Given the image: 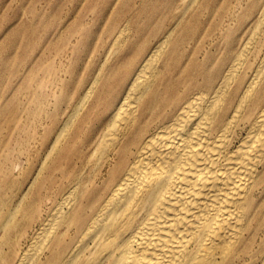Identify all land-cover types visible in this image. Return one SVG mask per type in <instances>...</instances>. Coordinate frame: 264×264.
<instances>
[{
	"label": "rangeland",
	"instance_id": "1",
	"mask_svg": "<svg viewBox=\"0 0 264 264\" xmlns=\"http://www.w3.org/2000/svg\"><path fill=\"white\" fill-rule=\"evenodd\" d=\"M259 5L257 0H0V264H17L70 189L76 187L67 208L69 216L76 214L74 222L90 212L84 208L108 187L116 164L97 161L95 141L140 61L167 36L159 66L169 65L175 80L191 79L187 86L178 84V91L193 88L197 78L217 83L237 56L236 80L249 81L264 54ZM121 30L126 42L119 46ZM93 83L72 129L51 154L61 125ZM66 241L65 235L48 256ZM262 244L264 227L254 250Z\"/></svg>",
	"mask_w": 264,
	"mask_h": 264
},
{
	"label": "bare ground",
	"instance_id": "2",
	"mask_svg": "<svg viewBox=\"0 0 264 264\" xmlns=\"http://www.w3.org/2000/svg\"><path fill=\"white\" fill-rule=\"evenodd\" d=\"M257 1L261 16L264 0ZM122 38L121 30L115 44ZM167 41L140 61L95 141L97 161L115 159L108 187L92 195L72 234L76 214L67 208L76 187L66 192L17 264H264V244L254 250L264 227V54L249 81L236 80L237 56L217 83L197 78L180 92L191 79L159 66Z\"/></svg>",
	"mask_w": 264,
	"mask_h": 264
}]
</instances>
